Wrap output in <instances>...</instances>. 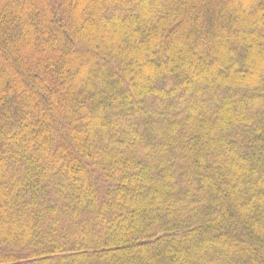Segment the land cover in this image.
<instances>
[{
  "label": "trees",
  "instance_id": "16d2710c",
  "mask_svg": "<svg viewBox=\"0 0 264 264\" xmlns=\"http://www.w3.org/2000/svg\"><path fill=\"white\" fill-rule=\"evenodd\" d=\"M0 264H264V0H0Z\"/></svg>",
  "mask_w": 264,
  "mask_h": 264
},
{
  "label": "rangeland",
  "instance_id": "374dc122",
  "mask_svg": "<svg viewBox=\"0 0 264 264\" xmlns=\"http://www.w3.org/2000/svg\"><path fill=\"white\" fill-rule=\"evenodd\" d=\"M15 2V0H12V3H14ZM103 18L105 19V17L103 16ZM155 88V87H154Z\"/></svg>",
  "mask_w": 264,
  "mask_h": 264
}]
</instances>
